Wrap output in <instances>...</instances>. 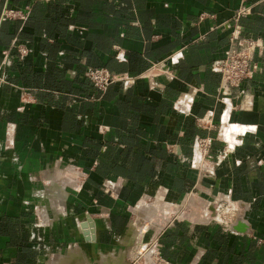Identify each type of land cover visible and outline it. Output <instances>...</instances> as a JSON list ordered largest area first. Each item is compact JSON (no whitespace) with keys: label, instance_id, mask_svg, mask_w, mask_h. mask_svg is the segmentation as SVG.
<instances>
[{"label":"crops","instance_id":"0c3cea01","mask_svg":"<svg viewBox=\"0 0 264 264\" xmlns=\"http://www.w3.org/2000/svg\"><path fill=\"white\" fill-rule=\"evenodd\" d=\"M5 7L25 17L0 21V264H123L138 241L154 264H264V0ZM236 28L258 71L224 87L212 67ZM90 67L134 82L100 91ZM189 196L215 215L130 232L142 200L185 213Z\"/></svg>","mask_w":264,"mask_h":264},{"label":"built area","instance_id":"2783aa9c","mask_svg":"<svg viewBox=\"0 0 264 264\" xmlns=\"http://www.w3.org/2000/svg\"><path fill=\"white\" fill-rule=\"evenodd\" d=\"M243 11L238 10V13ZM24 17L22 11L5 7L0 14V21ZM238 29L236 28L230 34V41L234 43V47L228 50L223 58L215 61L212 67L215 72L220 73L224 87L238 88L243 81L252 78L258 71V65L253 59L254 50L257 47L256 41L240 38ZM20 52L26 53V49H20ZM84 75L100 91L106 90L115 82H123L126 85L134 82L133 77L112 72L104 67H90Z\"/></svg>","mask_w":264,"mask_h":264},{"label":"rangeland","instance_id":"374dc122","mask_svg":"<svg viewBox=\"0 0 264 264\" xmlns=\"http://www.w3.org/2000/svg\"><path fill=\"white\" fill-rule=\"evenodd\" d=\"M190 198H192L191 196H189V197H186V199L184 200V204L182 203V205H184V206H186L187 207V209H186V211L184 210V212L185 213H182L181 212V210H182V208L181 207H179V206H173V207H170V205L169 204H167V203H163V202H154V203H157V204H153V203H147V209H145L146 211L149 209H151L153 206H155L156 208H157V211L155 212L157 215H152V216H149L148 214L146 215L145 213H146V211H144V210H140L139 212H135V210H134V208H133V210H134V212L137 214V218H139L140 220H141V224L143 223V224H146L147 226H148V224H149V227H152V228H155L154 226H156V229H160L163 225H164V223L166 222V220H167V216H163L162 217V211L163 210H168V214H170V216L171 215H176V216H187V214H190L191 215V213H193V212H199L200 211V213L202 214H207V211H209L208 210V207L210 206V204H211V202H213V201H211V202H209V203H201V204H199V206H198V204H197V202L196 201H194V199L192 200V199H190ZM150 202V201H149ZM161 203V204H160ZM153 204V205H152ZM164 204V205H163ZM149 205V206H148ZM159 207V208H158ZM181 208V209H180ZM199 208V209H198ZM165 213H167V211H165ZM189 215V216H190ZM156 218V219H155ZM159 218V219H158ZM160 218H163V219H160ZM138 219V220H139ZM144 219V220H143ZM158 219V220H157ZM138 220H136V221H138ZM159 221V222H158ZM133 222V221H132ZM135 222V221H134ZM139 223H140V221H139ZM138 230V229H137ZM145 230V229H144ZM139 231V230H138ZM136 254L134 253L133 254V249L130 251V253H129V256L130 257H132V258H134V256H135ZM137 256V255H136ZM149 256V255H148ZM148 256H142V257H145V261H147L148 263H150V264H154V261L151 259V258H148ZM142 257H140V258H142ZM140 258H136V261H138ZM66 261V260H65ZM64 261V262H65ZM69 259L66 261V262H68V264H69ZM80 261V260H79ZM78 260H77V262L76 261H74L73 263L75 264V262H76V264H78V262H79ZM70 263L71 264H73L71 261H70ZM139 264H143V262H139Z\"/></svg>","mask_w":264,"mask_h":264},{"label":"bare ground","instance_id":"6f19581e","mask_svg":"<svg viewBox=\"0 0 264 264\" xmlns=\"http://www.w3.org/2000/svg\"><path fill=\"white\" fill-rule=\"evenodd\" d=\"M56 176V175H55ZM58 181V180H57ZM54 182V181H53ZM55 183V182H54ZM71 185H73V184H71ZM60 191V190H59ZM57 193V192H56ZM63 194H65V193H63ZM62 195V194H61ZM64 196V195H63ZM190 199H192V198H190ZM193 200V199H192ZM54 201V200H53ZM153 204H157V203H154L153 202ZM152 204V205H153ZM161 204V203H160ZM164 205V204H163ZM147 203L145 202V200H142L141 202H139L138 203V205L134 208V210H135V212H139L140 210H144V211H146L145 209H147ZM149 206V205H148ZM159 208V207H158ZM157 211V208L155 207V206H153L150 210L148 209L147 211H146V215L148 214H150L149 216H152V215H157L155 212ZM231 211H230V208L229 207H225V208H223L221 211H220V213H219V216H217V218H221L222 216H225V215H227V214H229ZM154 215V216H155ZM140 218V217H139ZM156 219V218H155ZM159 219V218H158ZM157 219V220H158ZM159 222V221H158ZM149 227V224H148V226L146 225V224H141V222L139 223V220L136 222H132V224H131V227H130V232H132V231H136V229H138L140 232H145L146 231V229ZM153 227V226H152ZM155 227V229H156V226H154ZM145 229V230H144ZM137 230V233L139 232ZM153 247L151 246V244L149 245L148 243H145V242H141V241H138V243H137V245L135 246V248L133 249V254L135 253L136 255L134 256V258H135V260H136V258H140V257H142V256H148V258H151L152 260H153V257H152V255H153ZM76 251H78V250H76ZM75 251V252H76ZM67 256V255H66ZM71 256V257H70ZM68 258H67V260L69 259L72 263L74 262V261H76L77 262V260L79 261L78 262V264H81V257L79 256V257H76V256H74V255H70ZM59 257V256H58ZM62 257V256H61ZM84 258V257H83ZM60 259V258H59ZM85 259V258H84ZM58 260V259H57ZM66 259H65V257H63L62 258V261L64 262ZM66 260V261H67ZM59 261V260H58ZM57 261V262H58ZM70 261H69V263H70ZM84 262H85V260H83ZM76 262H75V264H76ZM147 262V261H146ZM86 263V262H85ZM113 264V262H111L110 260H107L106 262H105V264ZM55 264V263H54ZM71 264V263H70ZM74 264V263H73ZM87 264V263H86ZM122 264V263H121Z\"/></svg>","mask_w":264,"mask_h":264},{"label":"water","instance_id":"95a60500","mask_svg":"<svg viewBox=\"0 0 264 264\" xmlns=\"http://www.w3.org/2000/svg\"><path fill=\"white\" fill-rule=\"evenodd\" d=\"M213 206L214 205L212 203L211 206L208 207V210H211V214L215 215V209ZM88 218H91V217H88ZM93 226H94V223L91 220H89V223L82 222L80 224V227L83 229V234H84L86 240H93L95 238L94 233H93L94 232ZM88 228H90V230ZM145 243H148V242H145ZM139 260L136 261L135 258L130 257L129 261H126L123 264H139Z\"/></svg>","mask_w":264,"mask_h":264}]
</instances>
